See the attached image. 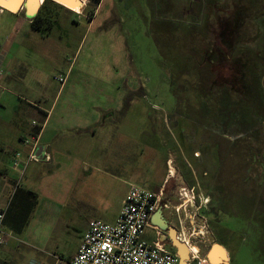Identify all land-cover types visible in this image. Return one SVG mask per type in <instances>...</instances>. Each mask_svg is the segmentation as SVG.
Returning <instances> with one entry per match:
<instances>
[{
  "label": "rangeland",
  "instance_id": "1",
  "mask_svg": "<svg viewBox=\"0 0 264 264\" xmlns=\"http://www.w3.org/2000/svg\"><path fill=\"white\" fill-rule=\"evenodd\" d=\"M63 7L46 1L40 30L33 18L27 25L0 17L19 33L45 37L34 41L39 55L32 57L45 95L39 104L50 109L57 95V113L68 101L71 112L91 103L93 112L124 111L122 131L140 142L141 155L125 158V168L110 152L111 173L124 179L128 169L141 170L145 189L158 192L173 168L163 189L174 229L204 220L206 243L223 244L230 264H264V0H76V10ZM121 94L125 103L117 104ZM33 122L22 141L35 132L40 145L45 123ZM11 139L0 144L21 145ZM84 176L75 193L91 202L94 181ZM121 178H110L111 198L126 190ZM69 215L65 209L45 233L46 247L11 245L10 262L33 264L29 252L57 245L69 264L85 228L78 216L66 223Z\"/></svg>",
  "mask_w": 264,
  "mask_h": 264
},
{
  "label": "crops",
  "instance_id": "2",
  "mask_svg": "<svg viewBox=\"0 0 264 264\" xmlns=\"http://www.w3.org/2000/svg\"><path fill=\"white\" fill-rule=\"evenodd\" d=\"M45 1L38 0L39 7L33 17L29 15L30 0H19L15 11L0 5V17L8 13L16 17V23L28 25ZM43 38L45 37L29 31L19 33L9 21L0 22V138L12 144L14 141L11 137H14L15 141L21 144L14 150L12 146L0 144V206L6 209L3 230L8 235L7 242L0 246V264H12L9 260L11 245L21 243L29 249L46 247L45 233L52 232L59 226L65 209L70 210L66 223H73L77 216L85 223L83 234L87 231L90 221L114 223L129 189L143 188L142 184L145 183L141 181V178L146 177L141 170L128 169L124 179L110 170L114 156H117L116 161L127 168L125 158L130 159L136 153L141 155L140 142L127 137L122 131L124 111L93 112L91 103V107L86 106L82 107L81 111L71 112L73 102L68 101L64 103L66 107L57 113V95L50 109L39 104L45 95L38 83V60L36 58L35 61L32 57L39 55L38 42L36 44L34 41ZM20 40H26L25 48L17 47ZM125 97L121 94L117 104L121 101L124 104ZM115 115H120L121 118H117L121 120L115 121ZM27 117H31L33 121L41 117L44 121L39 148L49 154V161L41 155L39 161L30 160L31 147L22 141V138L32 135L33 121L28 122ZM33 134L38 136L39 133ZM110 152L115 155L110 156ZM41 153L39 151V154ZM61 167L69 168L65 178L59 176L58 169ZM173 171V168H169L157 191H164V185L174 176ZM81 172L82 175L85 174V180L94 181L92 190L95 191L91 202L82 198L83 193H75ZM93 174L97 176L90 179ZM112 177L121 178L124 184H127L126 190L116 199L110 195L109 182ZM63 183L66 185V191L62 190ZM26 215H29L28 224L17 233L13 227L20 225ZM176 223L174 215L166 208H160L150 219L145 239L149 242L156 240L159 230L162 233L160 239L165 242L166 248L177 254V249L170 240V233ZM190 231V222L184 223L181 233L186 239L189 238ZM181 233L177 231V237ZM211 245L212 243H207V252ZM221 245L230 264L227 249ZM78 248L69 256V264ZM186 248L189 251L187 245ZM29 254L35 259L33 264H65L64 257L57 253V245L53 249Z\"/></svg>",
  "mask_w": 264,
  "mask_h": 264
},
{
  "label": "built area",
  "instance_id": "3",
  "mask_svg": "<svg viewBox=\"0 0 264 264\" xmlns=\"http://www.w3.org/2000/svg\"><path fill=\"white\" fill-rule=\"evenodd\" d=\"M58 81L65 84L66 77L60 76ZM33 125H36V122H33ZM23 143L31 147L30 160L39 161V155L46 161L50 160L48 153L39 154L37 136L24 139ZM160 208H167L163 190L153 192L131 187L114 223L98 220L89 223L70 264H180L179 256L170 252L165 242L160 239L162 233L159 230L156 240L149 242L145 239L150 219ZM5 215L6 209L0 206V246L8 240V235L3 230ZM190 225L188 239L182 234L178 235L179 241L189 248V259L186 264H211L206 253L208 248L205 241L208 235L206 221L198 224L193 221Z\"/></svg>",
  "mask_w": 264,
  "mask_h": 264
},
{
  "label": "water",
  "instance_id": "4",
  "mask_svg": "<svg viewBox=\"0 0 264 264\" xmlns=\"http://www.w3.org/2000/svg\"><path fill=\"white\" fill-rule=\"evenodd\" d=\"M64 2L67 0H53ZM19 1L11 2L6 4L0 0V5L7 6L9 9L16 10L18 7ZM29 15L34 16L38 10L39 3L38 0H30L29 4ZM40 153L42 152V148L39 149ZM176 230L173 229L170 233L171 244L177 249V255L180 258V264H186V261L189 259V251L186 248V245L179 241ZM207 257L210 260L211 264H225L227 258V253L221 244H213L210 246L209 251L207 252Z\"/></svg>",
  "mask_w": 264,
  "mask_h": 264
},
{
  "label": "trees",
  "instance_id": "5",
  "mask_svg": "<svg viewBox=\"0 0 264 264\" xmlns=\"http://www.w3.org/2000/svg\"><path fill=\"white\" fill-rule=\"evenodd\" d=\"M47 2H53L55 3L54 1L52 0H46ZM45 1V2H46ZM57 4V3H55ZM58 6L60 7H63L59 4H57ZM44 6H45V3L42 5V7L40 8L38 14L33 18L32 20V27L35 28L36 30H40V26L38 25V23L42 20V10H44ZM64 8V7H63ZM28 195H30L29 193H27ZM28 221H29V215H26L24 217V219L20 222V225H17V226H14L13 228L16 230L17 233H20L22 231V229L28 224Z\"/></svg>",
  "mask_w": 264,
  "mask_h": 264
},
{
  "label": "bare ground",
  "instance_id": "6",
  "mask_svg": "<svg viewBox=\"0 0 264 264\" xmlns=\"http://www.w3.org/2000/svg\"><path fill=\"white\" fill-rule=\"evenodd\" d=\"M2 2L6 3V4H9L11 2H17L19 0H1ZM57 3L69 8V9H74L75 8V4H76V0H67V1H64V2H60V1H57ZM15 11V10H13ZM225 264H228V261L226 260V263Z\"/></svg>",
  "mask_w": 264,
  "mask_h": 264
}]
</instances>
